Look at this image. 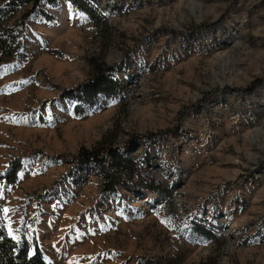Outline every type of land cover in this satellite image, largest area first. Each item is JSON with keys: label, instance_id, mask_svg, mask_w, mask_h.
Wrapping results in <instances>:
<instances>
[{"label": "rangeland", "instance_id": "rangeland-1", "mask_svg": "<svg viewBox=\"0 0 264 264\" xmlns=\"http://www.w3.org/2000/svg\"><path fill=\"white\" fill-rule=\"evenodd\" d=\"M87 1L102 25L69 1L43 3L0 64L10 235L31 251L37 241L47 264H264V0ZM100 52L125 101L78 114L64 90ZM115 132L169 198L143 184L105 192L99 167L78 165L82 147ZM13 160L22 167L9 184ZM191 220L219 239L189 232Z\"/></svg>", "mask_w": 264, "mask_h": 264}, {"label": "trees", "instance_id": "trees-1", "mask_svg": "<svg viewBox=\"0 0 264 264\" xmlns=\"http://www.w3.org/2000/svg\"><path fill=\"white\" fill-rule=\"evenodd\" d=\"M61 0H0V64L15 59L22 45V36L27 29V23L41 4L57 5ZM83 11L97 25L103 19L101 12L87 0H66ZM47 19L54 16L43 12ZM91 68L89 77L78 86L64 90V97L76 99L78 105L75 112L84 113L86 106L94 107L102 97L112 98L118 103L125 101L126 83L116 76L114 67L105 60V53H94L88 58ZM118 132L106 134L92 149L82 147L78 153V165H97L103 177V190L117 192L121 186L129 185L138 188L141 184L151 192L161 193L166 189L168 198L170 188H166L156 177L147 180L149 174L140 162L127 154L116 144ZM132 145V144H129ZM151 161H147L150 166ZM19 160H13L7 170V182L15 183L21 168ZM137 177V179H135ZM189 232L207 240H218L216 232L204 223L191 220L188 222ZM34 251L29 242L19 243L5 226L4 215L0 208V264H47L43 251L37 241H34ZM193 264H218V256L211 255Z\"/></svg>", "mask_w": 264, "mask_h": 264}]
</instances>
